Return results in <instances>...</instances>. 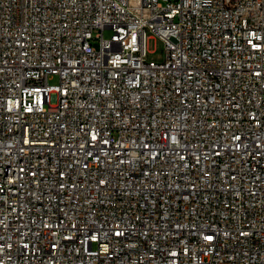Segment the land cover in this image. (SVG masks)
<instances>
[{
  "label": "built area",
  "instance_id": "2783aa9c",
  "mask_svg": "<svg viewBox=\"0 0 264 264\" xmlns=\"http://www.w3.org/2000/svg\"><path fill=\"white\" fill-rule=\"evenodd\" d=\"M0 264H264V0H0Z\"/></svg>",
  "mask_w": 264,
  "mask_h": 264
},
{
  "label": "rangeland",
  "instance_id": "374dc122",
  "mask_svg": "<svg viewBox=\"0 0 264 264\" xmlns=\"http://www.w3.org/2000/svg\"><path fill=\"white\" fill-rule=\"evenodd\" d=\"M111 35L110 30L105 31V36L109 37ZM150 52L149 57L155 61H161L165 58V46L164 43L158 38H149L148 40ZM51 83L55 84L59 82L58 76L53 77L50 80Z\"/></svg>",
  "mask_w": 264,
  "mask_h": 264
}]
</instances>
